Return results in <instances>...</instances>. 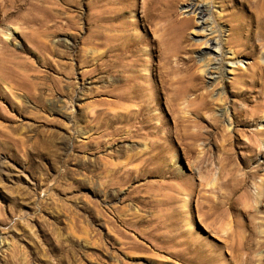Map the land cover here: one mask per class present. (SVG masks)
Returning a JSON list of instances; mask_svg holds the SVG:
<instances>
[{
  "label": "rangeland",
  "instance_id": "obj_1",
  "mask_svg": "<svg viewBox=\"0 0 264 264\" xmlns=\"http://www.w3.org/2000/svg\"><path fill=\"white\" fill-rule=\"evenodd\" d=\"M245 1L33 0L42 7L32 16L49 30L13 18L0 24V61L25 64L27 83L46 91L42 103L18 90L0 100L11 119L0 127L17 128L11 136L26 146L0 141V264H264V234L244 258L235 236L249 237L252 223L264 231V194L256 196L264 153L250 158L242 132L264 129V115L244 123L241 111L256 94L245 102L229 83L257 57L264 64V47L252 55L247 44ZM193 3L207 10L204 19ZM238 22L245 27L234 34ZM33 36L52 50L33 49ZM189 57L207 86L199 93L226 98L200 116ZM207 67L221 78L200 72ZM130 83L147 87L137 103L146 101L147 114L136 118L137 107L119 98ZM212 119L228 132L209 136ZM257 167L258 177L233 194Z\"/></svg>",
  "mask_w": 264,
  "mask_h": 264
},
{
  "label": "bare ground",
  "instance_id": "obj_2",
  "mask_svg": "<svg viewBox=\"0 0 264 264\" xmlns=\"http://www.w3.org/2000/svg\"><path fill=\"white\" fill-rule=\"evenodd\" d=\"M22 1H24V0H0V16L2 15V17L0 18V24H5L7 21L11 20L10 18H13L12 19L13 21L14 20L18 21V19L22 20L24 22L23 24L26 25V27H28V28L31 27L32 29L36 28L38 30L47 28V30H49V26L47 25L46 22H42V21L40 22L38 19H36L35 17L32 16L33 15L32 12L40 9L42 6L35 4V3H32L33 0H26V1H29V3H27V4L30 6V8L27 9L26 8L27 4H21L20 3ZM245 2H247V1H245ZM247 4H248L249 10H250V16L247 19V25L250 28L248 31L249 33L245 34V36L248 39L247 44H248V47L250 48L252 55H253L256 53V50L258 49L259 46L264 47V0H251L250 3L247 2ZM190 7L192 9L195 8V11H198V13L200 14L201 19H204L205 15H206V11H207L204 7H202L196 3L191 4ZM10 9H15V12H10ZM25 9H27V11L24 12ZM26 12H29V13H26ZM244 27L245 26L243 24L238 22L236 25L233 26V30H235L234 34L235 33L241 34ZM47 30L46 29L44 30V34L46 33ZM9 37L7 38V40L9 39ZM239 37H240V35H239ZM29 43L33 49H36V50L39 49L38 51H40V49L45 50V51H47V50L51 51L52 50V49H50L51 47L47 44V41L42 39V38L40 39L39 36H35V37L33 36L29 40ZM27 49L29 51L32 50L31 47H28ZM0 53L6 54V47H2V49H0ZM9 53L12 55L15 52L13 53L10 50ZM12 58H14V57H12ZM21 58H23V57H21ZM3 60H5V59L3 58ZM12 61H15V60H12ZM183 61H184L183 62L184 65L185 64L187 65L186 70H187L188 74L190 73L189 74L190 76L188 77V79H189V83H188L189 90L194 91L195 93H199L201 90L207 89L206 83L202 80V77L198 74V72L194 71L191 73V71L195 67V63L192 62L193 61L192 58L189 57ZM1 62L2 61H0V100L2 99L3 96L5 97V92L13 93L14 90H18V91L22 92L23 96H28L29 98H31L32 100H36L37 102H41V103L43 102V100H44L43 94L46 93L45 88H42L43 91H40L36 94L37 87H35L34 84H32V83L31 84L27 83L28 75H27L26 71L24 70L26 68L25 64H22L21 62H18V63L14 62L15 64H10V61H8V62H6L8 64V66H7V65H5L4 62H2V63ZM21 68H24V69H21ZM213 69H216V68L207 67L206 69H203L200 72H205L206 75H208V77L210 79H213V81H217L221 77H214V74H212ZM129 77L131 79V80H129L130 82L134 81L136 79L134 76L131 77V75ZM160 78H161L163 86H164V80L161 76H160ZM221 81H222L221 83H222L224 91L229 93L228 92V86H229L228 81L222 80V79H221ZM229 83L232 87V91H230V93H231L230 95H233V97H237V98L242 97V99L245 102H249L245 98L246 93L250 92V93L256 94L255 99L251 100L249 102V103H253V107L252 108H244V110L241 111V113L242 112L245 113L246 118L244 119V123L250 122V121H252L254 123L260 116L264 115V64L262 63L260 57H257L255 59L254 63L249 64L247 68H244L243 70H241L240 73L237 74V77L232 79ZM3 86H5V87H3ZM141 87H143V88L140 89ZM128 88H129L128 90L120 93L119 98L122 102H129L133 105V107H137L136 112L134 111L135 113L133 115V113L131 111V107H132L131 105H128V106L123 105L125 107H123L122 109H125L129 115H133L132 118H136V117H139L141 115L143 116V115L147 114L146 109L144 107L146 101L144 102L143 105L137 104L139 102L138 98H142L145 95V93H146L145 91H147L146 90L147 87L138 86L135 83L134 84L130 83ZM49 92H50V89H49ZM48 95H51V93H49ZM196 96L201 100L200 106L196 109V111L198 110L199 116H200L201 110H203V109L209 110L210 107L213 104H215V101L221 102V104L226 101V98H224V100H222L224 96H221L218 99H214L212 97V90H206L204 92L197 94ZM14 104L16 105V103H14ZM218 106H221V105L219 104ZM4 110H5V108L0 104V118L6 120L8 122H11V119H9L7 116H5L2 113V111H4ZM143 119H144V117L142 118V121H144ZM131 120L128 123H131ZM208 127L210 128V130H207V134H209V136H211L214 133H217L219 129H221L223 132H228V130L226 128H224V129L220 128V125L217 124V121L215 119L213 120V122H207L206 128H208ZM146 128H148V127H146ZM184 129L187 130L186 127H184ZM17 131L18 130L15 127H13L11 132H8V130H6V128L4 126L0 127V141H2L3 139L8 140V138H9V139H11V143H14L13 147L17 148V146H19V147L22 146L24 151H26V146L24 145L25 141L23 140V138H15V137L11 136V135H14ZM237 131H239V130H237ZM242 132L243 133H245V132L249 133V135L251 137L248 140V144L245 146V148L249 151V157L253 158L255 155L263 154L264 150L262 148V144L264 142V129L259 128V129L250 130V131L244 130ZM242 132H240V133H242ZM134 133L138 134L140 132L138 130H135ZM16 137H18V136L16 135ZM238 142H240V139H238V138H236V139L234 138L233 140L231 139L229 141V143L231 145H233V147L235 149L237 148L236 143H238ZM18 151H19V149H18ZM235 154H236V152H235ZM232 155H234V153H232ZM232 155L231 154L227 155V158L230 161L232 160ZM242 163L244 165V162H242ZM260 171H261V168L257 167V168H255V170L245 172L239 179H237L239 184H237L233 187L234 188V190L232 191L233 194H237L238 192H240L244 188H247L249 183H251L253 180H255L258 177V175L260 174ZM228 175L230 176V179H228L224 183V185L227 187L231 185V184H228L227 182H230V181H232V179H234V177L232 176L231 173H229ZM256 189L258 191L257 195H256L257 200H258L261 198L262 194H264V180H262V182L257 186ZM227 203L229 205V209H231V210L235 209L236 204L234 202H232L229 198H227ZM263 203H264V200H263ZM263 234H264V231L259 230L258 225H254L253 223H252V227L250 228L249 237H246L243 232H240V234H239V232H236L235 236L237 238V246H238L237 252L239 253L238 255L242 258L244 255V253H243L244 249H246V248L249 249L250 247H252V245H254V237L259 236V235H263ZM245 237L247 239H246V241H243L242 238H245ZM261 245H264V242ZM3 247H4L3 240L2 241L0 240V249H2Z\"/></svg>",
  "mask_w": 264,
  "mask_h": 264
}]
</instances>
